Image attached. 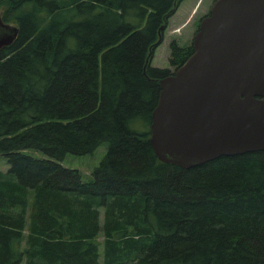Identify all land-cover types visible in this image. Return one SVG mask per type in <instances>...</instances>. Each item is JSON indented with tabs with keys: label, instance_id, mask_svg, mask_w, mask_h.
Returning a JSON list of instances; mask_svg holds the SVG:
<instances>
[{
	"label": "trees",
	"instance_id": "obj_1",
	"mask_svg": "<svg viewBox=\"0 0 264 264\" xmlns=\"http://www.w3.org/2000/svg\"><path fill=\"white\" fill-rule=\"evenodd\" d=\"M181 1L0 0L18 29L0 50V264H264V152L184 169L149 143L171 72L146 58ZM169 47L176 71L193 47ZM102 143L91 183L60 164Z\"/></svg>",
	"mask_w": 264,
	"mask_h": 264
},
{
	"label": "water",
	"instance_id": "obj_2",
	"mask_svg": "<svg viewBox=\"0 0 264 264\" xmlns=\"http://www.w3.org/2000/svg\"><path fill=\"white\" fill-rule=\"evenodd\" d=\"M17 37L18 29L0 15V50ZM161 41L158 32L152 47ZM192 47L179 68L159 80L149 137L158 160L190 169L264 152V0H215Z\"/></svg>",
	"mask_w": 264,
	"mask_h": 264
},
{
	"label": "rangeland",
	"instance_id": "obj_3",
	"mask_svg": "<svg viewBox=\"0 0 264 264\" xmlns=\"http://www.w3.org/2000/svg\"><path fill=\"white\" fill-rule=\"evenodd\" d=\"M215 0H182L176 13L168 21V24L162 34V41L157 46L150 60V66L153 68L167 69L173 72L174 69L170 63V43L173 41L178 47L184 48L190 46L198 26V22L209 12ZM107 144L102 143L92 155L87 156H67L60 164L69 169L77 170L83 183L93 181L92 172L99 165L105 156ZM25 155L37 159L46 157L34 150H26ZM9 166L6 159L0 156V171L6 172Z\"/></svg>",
	"mask_w": 264,
	"mask_h": 264
},
{
	"label": "flooded vegetation",
	"instance_id": "obj_4",
	"mask_svg": "<svg viewBox=\"0 0 264 264\" xmlns=\"http://www.w3.org/2000/svg\"><path fill=\"white\" fill-rule=\"evenodd\" d=\"M215 2V1H214ZM213 5V4H212ZM212 7V6H211ZM211 9V8H210ZM209 12H210V10H209ZM209 12L207 13V15H205L203 18H205V17H207L208 15H209ZM203 18H201L200 20H199V22H198V26H199V23H200V21L203 19ZM198 26H197V29H196V31H195V34H196V32H197V30H198ZM160 31L161 30H159L158 32L160 33ZM161 34V33H160ZM161 36H162V34H161ZM195 36V35H194ZM194 38V37H193ZM192 42H193V40H192ZM192 44V43H191ZM150 63V62H149ZM170 64V63H169ZM173 72H171L170 74H172Z\"/></svg>",
	"mask_w": 264,
	"mask_h": 264
}]
</instances>
